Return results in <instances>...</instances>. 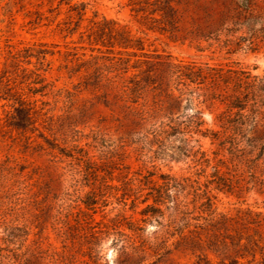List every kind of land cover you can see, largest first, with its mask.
Listing matches in <instances>:
<instances>
[{"label": "rangeland", "instance_id": "rangeland-1", "mask_svg": "<svg viewBox=\"0 0 264 264\" xmlns=\"http://www.w3.org/2000/svg\"><path fill=\"white\" fill-rule=\"evenodd\" d=\"M241 1L0 0V264H218L204 236L190 249L200 235L195 221L180 233L182 212L198 216L207 192L221 215H264L263 128L226 138V107L204 102V86L169 98L180 95L176 65L264 78V32L251 45L234 25L249 16L235 11ZM253 16L260 31L264 0ZM134 75L149 87L133 105L121 87ZM19 103L31 117L23 127ZM198 110L218 138L151 133ZM155 200L160 211L146 212Z\"/></svg>", "mask_w": 264, "mask_h": 264}, {"label": "trees", "instance_id": "trees-1", "mask_svg": "<svg viewBox=\"0 0 264 264\" xmlns=\"http://www.w3.org/2000/svg\"><path fill=\"white\" fill-rule=\"evenodd\" d=\"M254 0H242L241 3H236L235 11L242 14H249L245 16L244 21L241 23L234 22V25H240L246 27L247 31L252 34L250 39L251 45H256L255 40L259 38L258 34L264 32V28L260 31L255 30L254 23L256 18L253 16ZM244 39V38H243ZM241 42L242 38L239 39ZM126 47H132L130 44H125ZM42 55V62H39V71L43 70V60L47 56L46 52H40ZM126 62L122 68L120 76H126L130 71V66ZM101 68L97 70V76H103ZM174 77L176 83V90L180 93L179 97H174L173 94L169 95L175 102L182 98L184 95H191L195 92L190 91L191 86H197L199 90L201 86L205 87L206 101L220 102L225 105L226 110L222 112L217 118L219 125L223 130L221 134L228 139H232L235 136H244L249 131L254 134L264 130V78L253 77L243 71L235 70H223L206 67H197L195 65H176L174 66ZM110 73V72H109ZM34 81L32 94L37 95L43 93L47 88L42 78L41 73H33ZM119 76V74H118ZM148 83L144 79L138 80V75H134L128 81L123 83L121 87L122 97L126 102L131 104H137L143 92L148 88ZM3 100H9L7 98H1ZM16 117L15 127H23L26 122L30 121V114L26 112V109L19 103V107L15 109ZM140 118L143 117V113H138ZM203 113L198 110L192 115L185 117L183 121L180 119L169 118L168 122H162L159 126H153L152 134L157 138H164L170 136L179 135H194L201 136L202 138H218L219 133H214L209 130H202L205 122L202 118ZM235 140V139H234ZM199 143V140L196 141ZM225 186V184H222ZM206 202L202 203L194 209L199 210L198 216L191 217L194 213L188 210L182 212L183 226L179 230L183 233L185 229L192 227L191 221L197 222L195 226V233L200 235L199 238L194 239V246L190 249H196V243H200L203 240V236L207 238V250L216 255L220 261L218 264H264L262 262H256L255 250L259 248L261 238L260 228H264V215L261 213L253 212L248 209L241 213L238 220L230 218L225 215L219 214L208 193H204ZM201 199V196L195 192L194 203H197ZM162 200H155V205H148L145 209L149 211H160L157 205ZM237 225L233 228V225ZM232 254V255H231ZM242 260L246 262L243 263ZM204 264H213L210 261H206Z\"/></svg>", "mask_w": 264, "mask_h": 264}]
</instances>
